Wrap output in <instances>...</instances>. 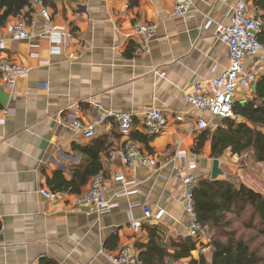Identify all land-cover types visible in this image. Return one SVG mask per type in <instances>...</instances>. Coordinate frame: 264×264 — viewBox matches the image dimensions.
Returning <instances> with one entry per match:
<instances>
[{"label":"crops","instance_id":"0c3cea01","mask_svg":"<svg viewBox=\"0 0 264 264\" xmlns=\"http://www.w3.org/2000/svg\"><path fill=\"white\" fill-rule=\"evenodd\" d=\"M193 1L188 15L174 16L172 0H137L136 5L129 0H55L54 6L42 2L49 14L45 19L31 0L0 26V58L28 69L13 91L0 88V108L8 110L0 124V264H39L41 258L56 264H112L101 250L117 253L126 247L140 260L151 239L173 253L174 243L188 237L184 188L175 170L195 162L199 179L206 178L213 158L209 140L194 151L203 132L195 120L206 116L184 95L194 82L209 80L227 66L228 48L215 27L230 23L237 0ZM18 19L31 39L8 35L7 25ZM137 22L156 28L149 54L136 52L132 33ZM245 64L248 71L263 66L258 78L264 73V55ZM255 82L240 88L234 103L251 99ZM151 106L169 115L156 135L141 123ZM102 110L134 114L131 133L120 135L110 120L95 123ZM177 113L185 114L183 121L174 119ZM75 118L95 124V135L85 137L72 128ZM211 121L210 131L223 124ZM126 142L155 158L157 168H126L119 155ZM238 156L227 150L218 158L224 174L235 171ZM119 171L125 181H112ZM58 174L67 182L85 181L80 192L52 191L47 180ZM97 174L106 180L111 204L99 214L73 203ZM43 189L57 196L48 199ZM143 205L165 211L157 223L142 222L134 231L131 222L142 218ZM210 237L203 229L192 258L209 257ZM188 260L164 258L168 264Z\"/></svg>","mask_w":264,"mask_h":264},{"label":"built area","instance_id":"2783aa9c","mask_svg":"<svg viewBox=\"0 0 264 264\" xmlns=\"http://www.w3.org/2000/svg\"><path fill=\"white\" fill-rule=\"evenodd\" d=\"M33 4L41 7L40 13L43 18L48 19L49 14L44 8L41 0H32ZM172 14L174 16L188 15L194 5L193 0H172ZM252 0H237L234 4L230 23L225 25L218 23L215 32L228 48V64L218 72L214 77L203 82H194L191 90L185 93V99L206 117H198L195 120L196 129L204 131L214 127L211 120H231L236 119L232 106L234 104L237 91L248 89L250 85L257 80L263 66L257 64L252 70H246L245 61L248 58H256L264 55V46L258 41L257 34L261 28V20L256 10L251 6ZM210 21H207V27ZM8 35L11 38L26 40L31 39L32 34L28 31L23 20L18 19L7 25ZM156 28L147 23L137 22L133 25L132 36L135 37L136 52L138 54H149V42ZM56 37V36H55ZM60 43V37L54 39ZM54 48V47H53ZM53 51H57L55 46ZM74 57L73 54L70 55ZM28 69L21 64L11 61L5 57L0 58V88L13 91L19 78L27 75ZM161 76L164 73L160 74ZM98 109L101 110L98 106ZM8 110L0 108V124L4 121ZM176 121H183L185 114L177 113L173 116ZM168 112L162 108L151 106L142 116V127L147 133L159 134L168 123ZM208 118V119H207ZM113 121L120 135L128 136L134 128L135 118L131 112H108L103 110L97 115L95 123L105 121ZM72 128L82 130L85 137H93L95 135V124H85L75 118L71 123ZM1 140V138H0ZM124 166L131 170L138 168H148L155 170L158 162L155 158L145 155L141 148L133 142H126L119 153ZM186 171V172H185ZM175 176L179 177L184 188L182 195V205L184 213L187 217L188 236L198 239L203 231L201 223L197 220L193 206L192 190L199 181L197 174V164L189 163L186 168L177 167ZM106 180L99 174L93 176L89 187L81 194L76 195L73 203L77 206L84 207L89 212L97 214L107 211L111 204L107 197ZM114 182H124L125 175L122 171L116 172L112 176ZM41 193L48 199H52L57 194L48 189L41 190ZM143 216L140 220H133L131 228L138 231L142 222L157 223L164 209H153L149 205H143ZM101 253L112 264H142L141 261L131 253L130 248L126 247L117 253L104 252Z\"/></svg>","mask_w":264,"mask_h":264},{"label":"trees","instance_id":"16d2710c","mask_svg":"<svg viewBox=\"0 0 264 264\" xmlns=\"http://www.w3.org/2000/svg\"><path fill=\"white\" fill-rule=\"evenodd\" d=\"M29 1L0 0V26L8 16L23 11ZM54 1L42 0L45 6H54ZM129 4L136 5L137 0H129ZM252 6L261 20L257 39L264 46V0H252ZM254 86L251 99L232 106L234 114L241 116L243 122L223 120L215 130H204L194 145L195 152L209 140L213 159L221 158L227 150L233 155L250 152L255 162L264 164V73ZM47 181L52 191L75 194L85 182H67L59 174ZM192 195L197 220L211 233L209 257L204 254L198 259L191 257L198 239L189 236L174 243L177 250L173 253L166 252L151 239L139 257L142 264H168L164 258H189L187 264H264V194L230 180L225 173L217 179L210 176L199 179ZM39 264L56 262L41 258Z\"/></svg>","mask_w":264,"mask_h":264},{"label":"rangeland","instance_id":"374dc122","mask_svg":"<svg viewBox=\"0 0 264 264\" xmlns=\"http://www.w3.org/2000/svg\"><path fill=\"white\" fill-rule=\"evenodd\" d=\"M235 171L227 172L232 181L242 182L255 191L264 194V164L256 163L251 154H243L234 160Z\"/></svg>","mask_w":264,"mask_h":264},{"label":"water","instance_id":"95a60500","mask_svg":"<svg viewBox=\"0 0 264 264\" xmlns=\"http://www.w3.org/2000/svg\"><path fill=\"white\" fill-rule=\"evenodd\" d=\"M237 122H243V118L241 116L236 117ZM224 175V172L219 166V160L217 158H214L212 160L211 170H210V178L211 179H217Z\"/></svg>","mask_w":264,"mask_h":264}]
</instances>
